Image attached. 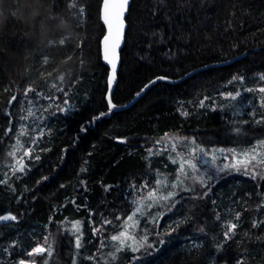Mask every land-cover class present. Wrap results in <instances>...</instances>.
<instances>
[{
	"label": "trees",
	"instance_id": "obj_1",
	"mask_svg": "<svg viewBox=\"0 0 264 264\" xmlns=\"http://www.w3.org/2000/svg\"><path fill=\"white\" fill-rule=\"evenodd\" d=\"M102 2L0 0V215L16 217L0 224V264H264V172L179 190L142 215L146 250L110 257L107 240L133 211V185L146 194L173 177L171 150L264 140V0H131L113 103L192 74L120 110L106 98ZM30 99L44 135L28 171L9 175ZM38 245L51 255L29 256Z\"/></svg>",
	"mask_w": 264,
	"mask_h": 264
},
{
	"label": "rangeland",
	"instance_id": "obj_2",
	"mask_svg": "<svg viewBox=\"0 0 264 264\" xmlns=\"http://www.w3.org/2000/svg\"><path fill=\"white\" fill-rule=\"evenodd\" d=\"M260 97L263 99L262 96ZM247 98L248 97L245 96L243 99L244 105L246 106L247 102H250V98ZM42 99L40 100L42 101ZM44 102H46V99ZM36 105L39 106L30 99L29 101L27 100L25 105L20 107L23 111L21 118L23 123L19 124L13 137L12 146L8 152L5 170L9 175H21L27 172L31 166V161L35 159L32 153L34 145L40 138L42 130L43 135L45 131V127L41 124L40 113L35 107ZM50 105H53L52 102ZM26 107L27 110L25 109ZM65 109L70 110L71 108L66 106ZM29 111H31L33 115L30 116ZM22 132L24 133L23 135H21ZM29 150L30 155L26 154ZM197 152L198 154H196ZM168 155L169 159L176 165L175 174L172 178L165 175H159L157 188H150L146 194L145 192L141 193L143 190L142 186L138 187L133 185L134 190L131 199L134 198L133 201L136 202L133 211L128 215V217L133 216V220H128L127 217L121 223L122 229L118 232L115 231L107 238L109 247L111 246L114 250L110 252L112 255L111 257L116 258L120 251L137 252L139 250H146L149 246L152 247V243L149 240L150 235L144 236L140 233V237L137 236V230L142 221V215L146 216L147 214H150L149 211L152 208H156L158 205L160 206L165 203L168 199L177 195L179 190H201V188L205 187L208 183L215 182L221 176L232 174L234 172H242L248 176L255 175V177H257L258 174H260L259 177L263 176L264 172V140L257 142L252 147L246 148H216L211 151H198L191 146L187 152L178 151L176 148L175 151L171 150ZM253 157L255 158L253 159ZM188 161L195 165V168H192L189 163H187ZM182 166L183 172L181 171ZM173 184L176 185L175 188L172 187ZM170 192L175 194L164 199V197H167ZM149 193H154V196L150 197ZM112 224L114 223L111 220L105 219V227ZM227 224L230 225L236 223L229 221ZM235 229L231 234L235 232ZM120 231L126 233L125 237L122 238L123 242L113 241L111 239L112 236H119L121 233ZM30 262L32 261H25V264H30Z\"/></svg>",
	"mask_w": 264,
	"mask_h": 264
},
{
	"label": "snow or ice",
	"instance_id": "obj_3",
	"mask_svg": "<svg viewBox=\"0 0 264 264\" xmlns=\"http://www.w3.org/2000/svg\"><path fill=\"white\" fill-rule=\"evenodd\" d=\"M129 3V0H104V9H103V18H104V23L107 25L108 28V35L104 37V59L112 65V75L109 77V85H111L112 81L115 79V68H116V59H117V53L116 49L119 46V41L121 38L122 30L124 27V22H123V15L126 10V7ZM159 79H164V77H159ZM147 87V86H146ZM32 91L34 92L35 90L32 88H28L26 90V93ZM261 92H264V88L260 89ZM39 95V93H36ZM139 95V93H138ZM236 95H239L237 93ZM229 96H232L231 93H229ZM233 99H235V96H232ZM16 97L13 96L12 100H15ZM11 102V101H10ZM67 103V101H65ZM109 104L112 108L115 107V105L111 104V99L109 98ZM29 115H33L31 111H29ZM104 115V114H101ZM99 117H97L98 119ZM24 133L22 132L21 135ZM30 155V150L28 153ZM255 157H253L254 159ZM36 159H39V157H36ZM189 165L192 168H195V165L191 164L190 161H188ZM181 171L183 172V166L181 167ZM159 183V181H158ZM173 188L176 187L175 184L172 185ZM175 193H168L167 197H164V199H167L168 197L173 196ZM150 197L154 196V193H149ZM139 211V209H138ZM239 215V214H237ZM15 216H9V215H0V221H8V220H15ZM128 220H133V216H129ZM254 227L256 226L255 224L253 225ZM236 228V224H230L228 226V232L225 233L227 236L229 233H231L234 229ZM126 233L121 232L119 236H112L113 241H120L121 243L123 242L122 238L125 237ZM79 241H77V247H79ZM143 246V245H141ZM119 250V249H118ZM137 250V249H134ZM48 252V255H51V250L50 249H45L42 246H37L32 249L31 252L28 253L29 256H34V255H41L45 252ZM20 264H25V261H21ZM30 264H35V261L30 262Z\"/></svg>",
	"mask_w": 264,
	"mask_h": 264
},
{
	"label": "water",
	"instance_id": "obj_4",
	"mask_svg": "<svg viewBox=\"0 0 264 264\" xmlns=\"http://www.w3.org/2000/svg\"><path fill=\"white\" fill-rule=\"evenodd\" d=\"M130 3H131V0H129V3L126 7V10L124 12V15H123V22H124V27H123V30H122V34H121V38H120V41H119V46L118 48L116 49V53H117V59L115 61L116 63V68H115V79L112 81L111 85H109V82H108V92H107V101L109 103V98L111 99V104L115 105L114 108H112L111 106V109L113 110H120V109H124V108H127L129 107L130 105H132L140 96H142L145 91L151 86L153 85L154 83L160 81V80H166L170 83H177L179 81H182L183 79H185L186 77L190 76L192 73H189V74H186L185 76L181 77V78H178V79H171V78H168V77H164V79H159V77L153 79L152 81H150L147 85H145L144 88H142V90L139 92V95L137 94L134 99H132L129 103L125 104V105H116L113 103L112 101V95H113V92H114V88H115V85L117 83V80H118V72H119V68H120V51L124 45V36H125V32H126V29H127V23H126V20H125V17H126V14L128 12V9H129V6H130ZM103 9H104V0L102 2V8H101V19H102V22L104 23V18H103ZM104 25L106 26V33L105 35L103 36L102 40H101V51H102V56H103V59H104V37L106 35H108V28H107V25L104 23ZM246 54V53H245ZM104 61L107 63V65L110 67V71H109V76H108V81H109V77L112 75V65L109 64L105 59ZM147 86V87H146ZM11 104H12V101H11ZM110 105V104H109ZM118 141H123V139H117ZM3 215H9V216H13L12 213H6V214H3ZM10 221V220H8ZM8 221H0V224L2 223H6Z\"/></svg>",
	"mask_w": 264,
	"mask_h": 264
},
{
	"label": "bare ground",
	"instance_id": "obj_5",
	"mask_svg": "<svg viewBox=\"0 0 264 264\" xmlns=\"http://www.w3.org/2000/svg\"><path fill=\"white\" fill-rule=\"evenodd\" d=\"M224 110V109H223ZM14 137V136H13ZM17 137V136H16ZM15 141V140H14ZM188 142V141H187ZM13 143V142H12ZM31 147V146H30ZM28 148V147H27ZM4 155H6V154H4ZM158 156V155H157ZM152 159V158H151ZM29 161V160H28ZM3 162V161H2ZM159 162H161V161H159ZM168 162H169V159H168ZM169 164V163H168ZM25 172V171H24ZM260 176V174H258V176H257V178ZM180 180V179H179ZM257 180H260V178H258ZM259 182V181H258ZM185 191V190H184ZM196 191V190H195ZM190 192V191H189ZM189 192H187V193H189ZM183 193V192H182ZM186 193V192H185ZM192 193V192H191ZM194 193V192H193ZM193 195V194H192ZM215 207V206H214ZM183 221V220H182ZM179 224H181L180 222H179ZM183 224V223H182ZM178 225V224H177ZM117 247V246H116ZM111 257V256H110ZM100 258V257H99ZM138 263V262H137Z\"/></svg>",
	"mask_w": 264,
	"mask_h": 264
}]
</instances>
